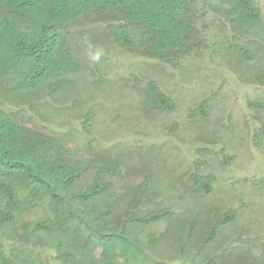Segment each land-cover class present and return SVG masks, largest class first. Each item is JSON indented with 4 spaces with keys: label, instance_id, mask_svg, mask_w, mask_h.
I'll return each mask as SVG.
<instances>
[{
    "label": "trees",
    "instance_id": "obj_1",
    "mask_svg": "<svg viewBox=\"0 0 264 264\" xmlns=\"http://www.w3.org/2000/svg\"><path fill=\"white\" fill-rule=\"evenodd\" d=\"M263 19L256 0H0V94L37 98L50 81L46 91L55 97L82 74L106 85L101 61L86 68L72 48L71 30L83 22L103 27L122 50L156 63L159 75L171 77L206 50L205 36L217 56L216 37L229 39L217 36L219 26L227 27L241 41L232 48L252 62V69L240 72L241 79L264 85V54L248 47L252 29ZM86 36L98 43L99 37ZM254 38L258 42L264 35L257 32ZM143 82L145 108L176 111V101L156 79ZM121 85L130 86L125 79ZM210 109L211 102L204 100L191 116L206 119ZM93 125L94 114L88 112L84 126L91 130ZM261 131L256 144L264 141ZM128 173L119 160L81 154L68 141L34 130L0 109V264H161L148 250L169 235L186 258L175 264H264V253L255 254L250 239H230L221 255L202 254L236 225L234 210L216 215L205 228L197 213L181 228L168 208L138 212L152 178L128 181ZM192 177L195 192L210 197L216 175ZM165 221L172 228L159 239L150 228ZM196 231L202 234L197 248Z\"/></svg>",
    "mask_w": 264,
    "mask_h": 264
},
{
    "label": "rangeland",
    "instance_id": "obj_2",
    "mask_svg": "<svg viewBox=\"0 0 264 264\" xmlns=\"http://www.w3.org/2000/svg\"><path fill=\"white\" fill-rule=\"evenodd\" d=\"M256 2L264 15V0ZM102 28L83 22L70 36L72 48L86 68L101 61L106 85L95 83L87 74L74 75V85L52 97L46 91L51 83L47 81L37 98L0 94V109L34 130L68 141L81 154L119 160L129 172L128 181L150 176L139 213L168 208L181 228L200 213V227L205 228L216 215L234 210L236 225L227 227L223 239L202 254L221 255L230 239H250L251 250L264 253V141L256 144L255 138L264 129V85L241 79L240 72L252 69V62L234 50L241 42L239 35L219 26L217 36L229 37L228 42L216 37L219 54L213 55V45L205 36L206 50L171 77L159 75L154 69L156 63L144 62L122 50ZM252 30L249 50L262 55L264 40L256 42L254 35H264V19ZM88 34L99 37L96 45ZM262 59L264 63V56ZM148 78L156 79L172 96L176 111L143 106V79ZM123 79L130 86L122 87ZM204 100L211 102L209 116L193 119L191 112ZM257 103L263 108H256ZM88 112L94 114L91 130L84 126ZM208 145L209 149H202ZM200 172L216 175L210 197L192 188V176ZM112 181L117 182V177ZM168 227L172 224L165 221L150 230L160 239ZM201 235L195 232L193 247L201 244ZM159 241L148 253L161 264L186 259L179 255L172 235Z\"/></svg>",
    "mask_w": 264,
    "mask_h": 264
}]
</instances>
